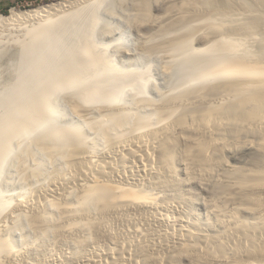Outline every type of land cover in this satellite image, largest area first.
Returning a JSON list of instances; mask_svg holds the SVG:
<instances>
[{"label":"bare ground","instance_id":"bare-ground-1","mask_svg":"<svg viewBox=\"0 0 264 264\" xmlns=\"http://www.w3.org/2000/svg\"><path fill=\"white\" fill-rule=\"evenodd\" d=\"M112 1L0 15V40L17 33L23 52L85 9L91 19L76 56L67 46L59 70L48 51L39 62L53 87L23 72L12 98L0 95V180L17 145L0 193V264H264V0ZM115 6L138 42L110 56L157 64V82L139 68L126 105L134 71L92 44L98 13Z\"/></svg>","mask_w":264,"mask_h":264},{"label":"rangeland","instance_id":"rangeland-1","mask_svg":"<svg viewBox=\"0 0 264 264\" xmlns=\"http://www.w3.org/2000/svg\"><path fill=\"white\" fill-rule=\"evenodd\" d=\"M55 1H59V0H47L44 3L33 5V6H26V5H22V4H17L13 8L15 10L25 11L26 9L28 10V9H31V8H34V7H38L39 5H44V4H47V3H50V2H55ZM114 9H115L114 16H112V17L110 15H108L105 10H101V12L98 13L100 15L99 16L100 20H99L98 25L94 28L93 36H92L93 40L92 39L91 40H92V44H94V45H98L99 44L98 46L101 47L102 53L105 54V52H106L107 56L109 54L108 57H111L110 59L112 60L114 66L118 67L122 71H127V70H133L134 71L132 76L134 75L133 80H134V78L136 76V78H135L136 80H134L133 85L130 86L131 88L128 87L126 89V91L123 93L124 94L123 98L120 101L121 104L123 102V104L126 105L127 103L125 101H127V98L130 97L133 93H135V90L138 88L137 84L139 82H138L137 73L140 71L139 68L140 67L147 68L146 70L148 71V75H150V79H152V81L157 82L158 81V75L156 74L157 64H156V61L153 60V59L152 60L151 59H143L139 63H137L136 65L133 64L135 66L134 67L132 64H131V66L129 65L130 62H129V60H127V58L121 57L119 55H115L116 57H112L114 55H112L110 49L112 48L113 44H118V45L123 46L122 49L128 48V49L136 50L137 49V44L136 43L138 42V36L135 34V32L133 30H131V28H129V27L124 25V22L126 20H128V19H126V18H128V15H127L126 11H125V13H123L120 9H118V6H115ZM10 10H8L7 12L2 13L0 15L9 16L11 14ZM85 11H86V9L83 11L84 13L80 12V14L82 13L84 15L81 14V16H80L79 13H78V15H75L73 17V19L70 20V22L69 21H64L66 24L64 22H62L61 23L62 25L60 24L58 26V28H56L58 33L56 31H54L56 34L53 35V33H52L51 35H49L48 36L49 38L47 37V39L44 41L45 43L44 42H41V43L39 42L34 48H32L30 50H26V51L24 50V52H23V48L19 49L20 47L15 45V41L14 40H15L16 35H18L17 33H12V35L14 34L13 36L12 35H7V36L2 37V39L0 40V42H1V46L0 47L2 48V51H0L1 52L0 53V95L4 96L2 98L5 99L8 96L7 97L8 99L7 98L5 99L7 101H9L12 98V93H13L12 92V87L14 86V85H12V83H14V82L17 83L20 80V78L22 77L21 75L23 74V72H26V73L27 72H33V73H35L38 70H40V71L44 70L45 68L42 69V70L39 69V67H41L40 66L41 64L39 65V62L43 59L44 61H46L45 63H47V60H45V59H47V57L45 58V56H46V54L48 52L50 53V59L48 60L49 63L46 64V66L50 67L49 69H53V70H57L58 67L61 68V65L60 64L57 65V64H58V62L60 60L64 59L63 58L65 56L64 55L65 54L64 47L70 46L71 48L68 47V49L70 50L71 54H75V56H76V54L78 53V48L80 49L79 46L83 44L84 37L87 35V32L89 31L88 29H90V27H91V19H89V15L86 16L87 15L86 14L87 11H86V13H85ZM152 14H155L154 10H152ZM76 16H77V18H76ZM122 18H123V20H122ZM63 26H64V28H63ZM105 26L108 27V31L105 30ZM103 29L105 30V32H104ZM79 36H81V38H79ZM82 37H83V39H82ZM49 40H50L51 43L49 42ZM48 44L51 45V46L49 47ZM14 45H15V47H13ZM102 45H104V46H102ZM47 46H48V48H47ZM51 48L52 49L55 48V50H54L55 52L51 51L52 50ZM106 50H108V52ZM46 51H48V52H46ZM43 52H44V54H43ZM110 55H112V56H110ZM77 61H80V60L78 59ZM32 63H34V64L32 65ZM36 64H38V65H36ZM76 65L79 66L81 64L77 62ZM14 70H18V71L14 72ZM15 73H16V77H15ZM38 73H40V72L38 71ZM19 74H20V76H19ZM39 75H40V77L42 76V78H40L41 80H43L45 83L46 82L48 83L49 87H51V86L53 87L54 86L52 83L47 81V75L48 74L46 73V71L41 72ZM14 79H15V81H14ZM17 79H18V81H16ZM21 91H22V93H23V91H25V94L28 95L27 97H31L32 96V92H30V91H28V90H26L24 88H22ZM143 93H144V95H148V96L151 95V93L148 91V89H145ZM55 95L56 96H54L52 94L50 102L51 103L54 102L53 104L56 107L57 113H59L58 114L59 122H60V124L61 123L64 124V118H61L62 116L64 117L65 111H66L65 106H64V108L62 106V104L64 105V102L61 101L63 96H61L62 93H55ZM141 95H143V94H141ZM56 102H59V103L56 104ZM60 104H61V106H59ZM84 132L87 133L85 129H84ZM14 142H13V146L15 145V148H14L15 151L13 149L12 152H14V153L11 152L12 155L15 154L16 148H17V145ZM12 155H10V157L8 158V160L6 161V163L3 166L4 172L2 173V175L4 177H2L1 180H0V181H3V182L0 183V189L5 191V192L0 190L1 195L2 194L5 195L7 193V187L5 186V183H6L5 181H12L13 180V173H10V172H12V170L10 169L12 167H10V166L12 165V162H13V161L10 162V160L11 159L13 160V158H14V156H12ZM8 164H9V166H8ZM8 169H10V170H8ZM7 170H8V173H7ZM3 178H5V179L3 180ZM6 178H8V179H6ZM14 183L17 184L16 182H14ZM14 183L12 184L13 185L12 187H14V185H15ZM187 185H190V186L188 187L185 184V187H184V191L185 192L186 191H189V192L192 191V193L194 192L198 196H202L203 195L202 194L203 190L200 188L201 186H198V185L192 184V183H189ZM196 186L200 190L197 189ZM13 192H11V193H13ZM196 207L200 211V209L198 208L197 205H196ZM106 259H107L106 257H103V259H101V264H102V261H103V264L104 263L106 264V262L108 264H110L109 260H106ZM98 261H100V260H98ZM98 261H96V262H98ZM90 264H94V263L91 262Z\"/></svg>","mask_w":264,"mask_h":264},{"label":"crops","instance_id":"crops-1","mask_svg":"<svg viewBox=\"0 0 264 264\" xmlns=\"http://www.w3.org/2000/svg\"><path fill=\"white\" fill-rule=\"evenodd\" d=\"M46 1L47 0H0V14L7 12L17 4L33 6Z\"/></svg>","mask_w":264,"mask_h":264}]
</instances>
